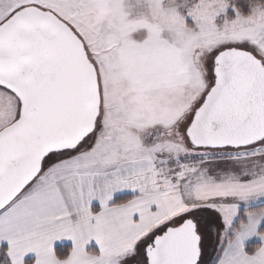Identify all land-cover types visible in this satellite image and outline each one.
<instances>
[{
	"label": "snow or ice",
	"instance_id": "obj_1",
	"mask_svg": "<svg viewBox=\"0 0 264 264\" xmlns=\"http://www.w3.org/2000/svg\"><path fill=\"white\" fill-rule=\"evenodd\" d=\"M0 264H264V0H0Z\"/></svg>",
	"mask_w": 264,
	"mask_h": 264
}]
</instances>
